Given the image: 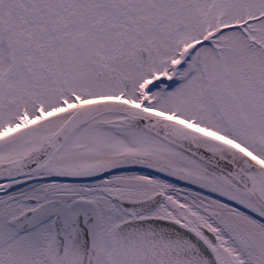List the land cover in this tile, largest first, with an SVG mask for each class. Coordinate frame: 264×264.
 <instances>
[{
  "label": "snow or ice",
  "instance_id": "1",
  "mask_svg": "<svg viewBox=\"0 0 264 264\" xmlns=\"http://www.w3.org/2000/svg\"><path fill=\"white\" fill-rule=\"evenodd\" d=\"M0 264H264V0H0Z\"/></svg>",
  "mask_w": 264,
  "mask_h": 264
}]
</instances>
